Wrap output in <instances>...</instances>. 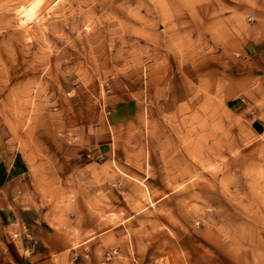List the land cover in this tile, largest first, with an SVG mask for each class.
<instances>
[{
    "label": "rangeland",
    "instance_id": "rangeland-1",
    "mask_svg": "<svg viewBox=\"0 0 264 264\" xmlns=\"http://www.w3.org/2000/svg\"><path fill=\"white\" fill-rule=\"evenodd\" d=\"M0 169V264H264V0H0Z\"/></svg>",
    "mask_w": 264,
    "mask_h": 264
},
{
    "label": "crops",
    "instance_id": "crops-1",
    "mask_svg": "<svg viewBox=\"0 0 264 264\" xmlns=\"http://www.w3.org/2000/svg\"><path fill=\"white\" fill-rule=\"evenodd\" d=\"M0 172H1V169H0ZM1 183H2V177L0 175V192H1ZM0 209H2V211L0 212V222L1 223L10 222V224L8 225L14 224V222L11 223V221H14V218L12 217V215L8 211H4L3 207H0ZM41 254H42L41 252L36 250V252L34 253L32 252V255L31 254L30 255L31 257H34L35 259L38 260ZM20 262H21L20 264H34V262L31 259L27 258L26 252H24L23 255L20 256Z\"/></svg>",
    "mask_w": 264,
    "mask_h": 264
},
{
    "label": "bare ground",
    "instance_id": "bare-ground-1",
    "mask_svg": "<svg viewBox=\"0 0 264 264\" xmlns=\"http://www.w3.org/2000/svg\"><path fill=\"white\" fill-rule=\"evenodd\" d=\"M30 3H31V2H30ZM33 3H34V2H33ZM31 4H32V3H31ZM17 7H18V10L22 13L23 16H25V17H31V16L33 17V16H34V15L32 14V12H34V11H32L31 14H30V13H29L30 10H27V11H26V8L24 7L23 4L20 3V4L17 5ZM27 9H28V7H27ZM39 10H40V9H39ZM20 12H19V13H20ZM35 13H36V12H35ZM37 13H38V12H37Z\"/></svg>",
    "mask_w": 264,
    "mask_h": 264
}]
</instances>
